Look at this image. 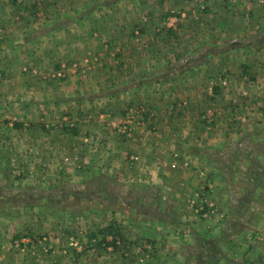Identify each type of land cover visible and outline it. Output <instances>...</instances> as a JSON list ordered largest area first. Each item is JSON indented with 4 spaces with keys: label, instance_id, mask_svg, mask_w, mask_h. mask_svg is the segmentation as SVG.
Masks as SVG:
<instances>
[{
    "label": "crops",
    "instance_id": "1",
    "mask_svg": "<svg viewBox=\"0 0 264 264\" xmlns=\"http://www.w3.org/2000/svg\"><path fill=\"white\" fill-rule=\"evenodd\" d=\"M186 2L193 4L197 16L209 15L216 26L224 23L231 28L216 27V41L212 38L200 48L215 53V42L234 37L231 47L237 49L232 48L228 54L232 62L219 63L216 59L186 66L182 68L183 75H187L183 80L159 85L120 74L136 60L153 62L149 44L137 47L139 51L124 48L128 39L124 34L135 31V20L151 17L150 12L142 10L138 14V0L118 1V21L115 31H111L114 36H102L85 24L78 29L66 24L65 33H55L53 38L52 33L39 35L43 27L38 21L28 27H33L29 31L25 30L28 25L22 24L26 12H42V0H0V202L19 206L12 203L19 189L32 186L46 191L56 184L66 185L65 198H74L77 186L80 196L91 200L93 195L86 194L89 182L99 179L105 193L97 191L103 200L96 197L94 201L101 211L111 210L113 203L120 201L132 214L149 217L154 227L159 225L165 233L159 243L168 249V256L174 255L179 264L191 263L188 253L204 232L199 223L204 224L212 216L210 221L214 223L216 213L224 216L228 210L226 194H215L220 167L227 160L218 151L249 146L254 134L264 135V32L260 28L264 3ZM58 4L50 1L46 6L53 9ZM238 22L242 23L241 29L233 27ZM143 27L147 31L149 26L145 23ZM84 54L97 57L98 65L87 69L78 65V57ZM64 56L76 63L69 66L67 77L63 81H43L41 68L59 67L54 60ZM122 62H127L123 68ZM139 102L147 105L150 118L128 140L120 135L117 124ZM258 141L264 148V143ZM132 155L138 161L129 169L127 162ZM205 178L212 181L210 196L202 191ZM107 179L159 187L162 199L156 205H152L153 197L144 203L145 193L141 195L143 209L134 208L124 190L106 188ZM208 198L217 208L205 209L207 214L198 220L192 215L197 209L193 204ZM5 209L0 207L2 212ZM6 232L8 223L0 222V254L8 253L12 243ZM4 257L2 254L1 259Z\"/></svg>",
    "mask_w": 264,
    "mask_h": 264
},
{
    "label": "rangeland",
    "instance_id": "2",
    "mask_svg": "<svg viewBox=\"0 0 264 264\" xmlns=\"http://www.w3.org/2000/svg\"><path fill=\"white\" fill-rule=\"evenodd\" d=\"M42 1V12H23L26 17L22 24L28 25L25 30L33 29L28 27L34 26L38 21L41 25H36L43 27L39 35L52 33L50 38H53L55 33H65L66 24L72 29H78L85 24L102 36H114L111 31H115L118 21L116 14L119 0ZM50 1H59V4L50 9L46 6ZM138 1L141 6L138 14L142 10L146 14L150 12L148 15L151 17L147 21L140 17L135 20L138 24H134V32L125 33L123 30L124 37H128L124 42L127 46L124 48L139 51L137 47L149 44L154 53L153 62L143 58L133 64L128 63L122 72L129 73L124 76L121 72V77H133V81L147 80L149 84L162 85L179 82L187 77L183 75L182 68L198 64L203 54L206 56L204 63H212L216 59L219 63L233 61L228 54L233 48L231 41L234 37L215 42L218 44V47L214 48L215 53L199 46L210 42L212 38L216 41V27L231 30L227 29L226 24L216 26L209 15L204 18L197 16L192 9L193 4L186 2L188 0ZM259 1V4L263 5L264 0ZM189 13L191 15L188 18ZM48 17L52 24H55V28L47 20ZM64 18L68 20L64 21ZM106 20L108 23L104 26ZM130 23L128 19V27ZM145 23L149 26L147 31L143 27ZM240 25L241 22L234 23L233 27L241 29ZM260 28L264 32V23ZM188 50L193 51L187 53ZM85 54L79 56L76 63L84 65L85 69L96 67L98 58ZM54 63L59 67L41 68L43 81H63L68 75L69 66L74 64L65 56L61 60H54ZM123 64L127 62H122L121 68ZM139 88L142 87L136 89ZM148 111L147 105L142 102L129 109L127 115H123L117 124L121 127L120 135L131 140L134 134L147 125L150 118ZM259 139L263 144L264 135L254 134L249 139L252 142L249 146L244 145L243 148L239 147L231 152L224 149L218 151L220 155L227 156V160L220 167L222 173L218 176L215 194L217 197L221 193L226 194L228 210L224 212V216L222 213H216L218 219L214 223L210 221L214 216L208 221H203L204 224L199 223V228L204 232L197 238L198 244L191 247L188 253L190 264H264V148ZM137 161L136 155L130 156L128 168L131 169V163ZM169 168L175 170L174 166ZM11 175L18 176L12 173ZM99 181L103 182L97 179L94 184H100ZM104 184L106 188L124 190V194H127L125 190L129 189L138 191V196L148 193L144 203H147L150 197H153L152 201L155 200L152 205L159 204V198L162 199L159 187L156 186L129 185L130 183L122 182L119 184L108 179ZM211 185L212 181L205 178L202 191L208 193V196L211 193ZM65 189L66 185L60 184L50 186L46 191L28 186L23 190L19 189L18 194L14 196L12 203L19 206L0 202V207L6 208L7 211H0V222L8 223L9 233L6 232L5 236L12 241L9 252L2 253L4 259H1L0 254V264H179L175 262L174 255L168 256V249L159 243L162 227H154L149 217L132 214L120 201H115L111 210L101 211L94 201L96 197L85 200L80 196L81 190L74 186L75 196L70 200L63 195ZM140 201L142 202V197ZM214 203L210 198L195 202L193 209H197L192 215L201 220L203 214H207L205 209L217 208ZM112 221L116 223L113 229L118 235L115 241L108 245L101 241L100 230L109 226ZM192 226L196 231L195 223ZM214 228L219 230L213 231ZM182 229L188 231V228ZM111 239L109 236L106 241L111 242Z\"/></svg>",
    "mask_w": 264,
    "mask_h": 264
},
{
    "label": "trees",
    "instance_id": "3",
    "mask_svg": "<svg viewBox=\"0 0 264 264\" xmlns=\"http://www.w3.org/2000/svg\"><path fill=\"white\" fill-rule=\"evenodd\" d=\"M205 60H206V56L203 54V55H201V60H199L198 63H204ZM196 66H197V64H196ZM244 145H246V144H244ZM95 181H97V180H95ZM95 181L92 180L89 182L91 186H88L89 188L87 189L86 194H92L93 197H98L100 200H103V196H101L100 194H96V192L98 191L102 194V193H105V190L102 189V186L100 185L101 181H99L100 184H97V185L94 184ZM92 186H94V187H92ZM126 193L129 197V200H131L129 205H133L134 208L143 209V207L137 206V205H140V202H141L140 201L141 195L138 196V191H136L135 189H129V190H126ZM28 204H29V202H27V205ZM114 224H116V223L112 221L109 224V226L104 227L100 230L101 241L107 243L108 245L112 244L115 241L116 236L118 235L114 232V229H113ZM109 236H111V238H112L111 242L106 241V238Z\"/></svg>",
    "mask_w": 264,
    "mask_h": 264
},
{
    "label": "built area",
    "instance_id": "4",
    "mask_svg": "<svg viewBox=\"0 0 264 264\" xmlns=\"http://www.w3.org/2000/svg\"><path fill=\"white\" fill-rule=\"evenodd\" d=\"M206 214H203V217L205 216Z\"/></svg>",
    "mask_w": 264,
    "mask_h": 264
}]
</instances>
